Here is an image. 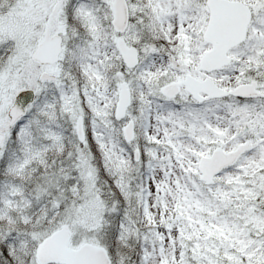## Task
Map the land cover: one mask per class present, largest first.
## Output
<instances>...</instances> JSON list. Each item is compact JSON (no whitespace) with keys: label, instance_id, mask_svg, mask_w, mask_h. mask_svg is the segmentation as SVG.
Wrapping results in <instances>:
<instances>
[{"label":"snow or ice","instance_id":"1","mask_svg":"<svg viewBox=\"0 0 264 264\" xmlns=\"http://www.w3.org/2000/svg\"><path fill=\"white\" fill-rule=\"evenodd\" d=\"M0 264H264V0H0Z\"/></svg>","mask_w":264,"mask_h":264}]
</instances>
